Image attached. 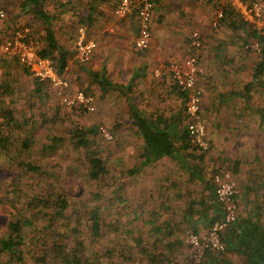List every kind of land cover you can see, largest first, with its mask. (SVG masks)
<instances>
[{
  "label": "crops",
  "instance_id": "1",
  "mask_svg": "<svg viewBox=\"0 0 264 264\" xmlns=\"http://www.w3.org/2000/svg\"><path fill=\"white\" fill-rule=\"evenodd\" d=\"M118 1L40 0L29 5L27 0H0V8L9 5L7 17L0 20V41L16 29L28 28V40L38 43L37 54L54 62L71 90L78 88L94 97L93 114L69 110L90 115L97 127L113 131L117 198L154 200L148 210L157 208L159 235L166 236L164 245L154 247L167 258L173 255L171 264H189L188 247L174 243L182 241L185 231L204 234L221 219L212 175L218 165H224L239 191L238 230L227 240L232 241L231 250L216 259L208 255L204 264H243L233 252L238 249L237 238L254 228L260 235L264 230V74L259 84L253 82V67L259 59L246 47L255 41L237 46L236 31L226 19L212 31L216 35L209 36L212 11L226 8L224 0H155L150 46L138 51L134 46L138 17L134 12L116 18L113 10ZM79 28L96 45L85 65L75 58ZM194 31L203 39L197 86L202 91L208 153L188 145L186 94L169 76L153 75L187 58ZM39 84L16 60H0V108H24L29 98L42 101ZM49 94L57 100L50 89ZM138 120L168 134L174 149L171 156L146 161ZM144 205L140 202L139 213Z\"/></svg>",
  "mask_w": 264,
  "mask_h": 264
},
{
  "label": "trees",
  "instance_id": "2",
  "mask_svg": "<svg viewBox=\"0 0 264 264\" xmlns=\"http://www.w3.org/2000/svg\"><path fill=\"white\" fill-rule=\"evenodd\" d=\"M39 1L27 0V4L35 5ZM223 11V19L229 21L232 30L236 31L237 46L242 48L247 40L253 39L260 47L259 53H256L259 60L253 67V82L259 84L264 74V35L244 24L230 8L226 7ZM23 123L14 119L5 107L0 108V158L7 159L20 172L16 184L10 189L0 184V204L9 210V220L4 233L0 235V264H27L29 260L33 264L173 262V255L167 258L166 254L157 252L154 247L166 238L159 235L162 226L156 222L159 219L156 207L148 213L145 210L139 213L138 210V213L131 211L127 214L123 212L126 210L127 200H101L99 184L110 176L104 161L99 157L95 129L71 126L67 130L66 140L60 137L49 138L41 152L42 155L53 154L62 146L68 145L81 153L80 162L87 169L82 177L96 185L91 200H68V196L61 193L53 181L47 180V186L40 189H36L38 184L33 182L27 184L25 190L20 189L18 182L24 177L35 181L39 177L50 178L48 175H51L55 179L54 173L48 172L46 166L30 155L34 140L30 135L31 129H22ZM136 126L143 137L147 162L172 155L174 149L168 134L159 131L146 120H138ZM152 201L154 200H146L147 206L151 207ZM116 205L122 213L119 214L120 210ZM138 207H134V210ZM124 213L125 217L122 216ZM235 224L236 222L221 235L225 253L233 246L230 244L232 241L227 240L234 235V230L237 229ZM255 229L257 228L236 240L238 249L233 252L241 256L243 264H264V230L260 235L259 232L256 234ZM174 243L181 245L183 239ZM101 247L104 249L102 252ZM208 255L216 259V256L224 254L209 252L206 258Z\"/></svg>",
  "mask_w": 264,
  "mask_h": 264
},
{
  "label": "built area",
  "instance_id": "3",
  "mask_svg": "<svg viewBox=\"0 0 264 264\" xmlns=\"http://www.w3.org/2000/svg\"><path fill=\"white\" fill-rule=\"evenodd\" d=\"M155 0H119L113 10L118 19H124L132 13L138 17V34L134 46L138 51H146L150 46L151 24ZM224 5L230 8L239 19L264 35V0H224ZM8 6L0 8V20L7 17ZM224 9L215 8L212 13L210 27L217 30L224 18ZM28 28L14 30L0 41V60L12 58L18 64L27 68L32 76L41 84H45L53 92L59 104L67 109H79L87 114L96 111V101L93 96L76 88L71 90L70 82L61 76L54 62L37 54L38 43L28 40ZM95 43L87 40L85 30L79 28L75 39V58L80 65L87 64L95 50ZM203 39L197 31L189 38V55L179 63H171L153 72L155 78L169 76L180 92L186 94L184 114L187 119L186 134L191 148L201 153L210 151L206 127L203 121L201 102L202 91L197 86V72ZM247 49L259 53L257 42L246 45ZM97 132L105 142L113 141L112 133L105 126H98ZM215 200L221 208V219L209 226L204 234L191 231L183 233V243L189 249V264H204L206 255L224 254L225 245L221 235L237 221L239 195L238 187L230 171L224 165H218L212 175Z\"/></svg>",
  "mask_w": 264,
  "mask_h": 264
},
{
  "label": "rangeland",
  "instance_id": "4",
  "mask_svg": "<svg viewBox=\"0 0 264 264\" xmlns=\"http://www.w3.org/2000/svg\"><path fill=\"white\" fill-rule=\"evenodd\" d=\"M9 8V5H7ZM4 7V6H3ZM8 8L6 10H8ZM213 12V11H212ZM209 36L216 35L213 30H207ZM78 34V33H77ZM240 47V46H239ZM250 62L253 61L252 53H248ZM42 101H34L29 98L25 102L24 108L8 109L14 119L23 123L24 130H30V135L34 140V146L30 151V155L33 159L39 160L38 162L43 166H46V170L55 174V179L51 175L50 178L41 177L35 181L29 180L28 177H24L19 180V188L25 190L27 184L33 182L38 184L36 189L45 187V181H53L57 189L66 196L68 200H91L92 194L95 193L96 185L87 182L82 175L86 173V167L80 162L81 153L72 149L68 145L62 146L56 153H46L42 155V148L48 144V139L52 137H60L67 139V130L71 126L85 127L88 129H95V140L99 146V157L104 161L105 167L110 177L106 180H101L99 186L101 188V200H118L117 198V181H116V160H115V136L113 134V141L105 142L97 132V124L90 115L84 114L79 111L69 110L62 107L59 102L49 94V87L46 85H40ZM53 100V102H52ZM26 120V121H25ZM103 126V125H99ZM19 134V132H17ZM17 176H20V172L17 168L13 167L7 159L0 158V184L6 189H10L13 184H16ZM32 177V176H31ZM112 179V180H109ZM24 202V200H23ZM140 202L144 205L146 213L150 207L147 206L146 200H127L126 210L123 212L130 214L131 211L138 213L140 210ZM119 205V204H117ZM116 208L120 210L119 206ZM138 207L134 210V207ZM148 210V211H147ZM9 210L6 206L0 204V235L4 233V228L9 220ZM122 213L121 210L119 214ZM124 213L122 216L125 217ZM111 219V218H110ZM120 221H123L120 218ZM163 244L164 243H160ZM104 249H100L102 252ZM189 262V260H188ZM27 264H33L31 260ZM183 264V262L181 263Z\"/></svg>",
  "mask_w": 264,
  "mask_h": 264
}]
</instances>
